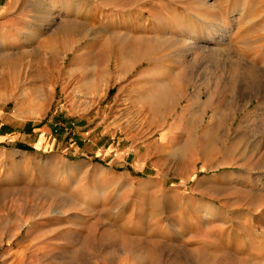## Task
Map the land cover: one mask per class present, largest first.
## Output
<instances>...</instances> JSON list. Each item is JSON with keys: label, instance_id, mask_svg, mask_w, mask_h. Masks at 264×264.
Instances as JSON below:
<instances>
[{"label": "rangeland", "instance_id": "obj_1", "mask_svg": "<svg viewBox=\"0 0 264 264\" xmlns=\"http://www.w3.org/2000/svg\"><path fill=\"white\" fill-rule=\"evenodd\" d=\"M263 225L264 0H0V264H264Z\"/></svg>", "mask_w": 264, "mask_h": 264}, {"label": "bare ground", "instance_id": "obj_2", "mask_svg": "<svg viewBox=\"0 0 264 264\" xmlns=\"http://www.w3.org/2000/svg\"><path fill=\"white\" fill-rule=\"evenodd\" d=\"M106 48H107L106 51L109 53L111 51L110 46L108 45ZM144 48L140 47V49L137 51L138 52L137 54H139L140 58L139 57H137V58L135 57V61H137L139 59H142V58H144L146 56H149L150 51L148 49H144ZM178 95H179L178 90L175 91V89L169 88V86L164 85V86L161 87V89L157 93H155V95L153 96V101L157 102L159 107H170L173 104V102L176 100Z\"/></svg>", "mask_w": 264, "mask_h": 264}, {"label": "crops", "instance_id": "obj_3", "mask_svg": "<svg viewBox=\"0 0 264 264\" xmlns=\"http://www.w3.org/2000/svg\"><path fill=\"white\" fill-rule=\"evenodd\" d=\"M8 10H9V9H8ZM4 11H5V12H8V11H6V10H4ZM263 227H264V225H263ZM255 230H256V232L258 231L257 228H256ZM258 236H259V235H258ZM258 236H257V234H256V237H258ZM260 239H263V240H264V238H260ZM64 261H65V260H64Z\"/></svg>", "mask_w": 264, "mask_h": 264}]
</instances>
